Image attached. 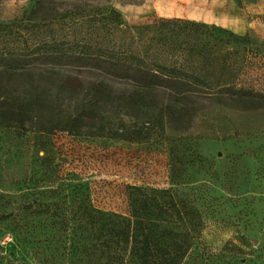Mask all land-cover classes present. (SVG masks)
Listing matches in <instances>:
<instances>
[{"label": "rangeland", "instance_id": "374dc122", "mask_svg": "<svg viewBox=\"0 0 264 264\" xmlns=\"http://www.w3.org/2000/svg\"><path fill=\"white\" fill-rule=\"evenodd\" d=\"M38 1L0 0V27L19 23ZM108 6L128 24L163 17L214 26L206 40L222 46L225 60L211 70L264 95V0H110ZM7 32L0 29V51L19 44ZM229 32L251 41L233 42ZM247 56L251 65L239 69ZM4 68L0 97L31 88L29 71L46 90L59 78L85 90L99 83L130 87L91 69ZM158 95L146 115L110 108L94 126L48 129L0 119V264H66L60 223L75 224L85 203L130 214L135 188L167 190L182 204L179 222L211 264H264V105L245 107L228 92ZM169 108L176 122H169Z\"/></svg>", "mask_w": 264, "mask_h": 264}, {"label": "trees", "instance_id": "16d2710c", "mask_svg": "<svg viewBox=\"0 0 264 264\" xmlns=\"http://www.w3.org/2000/svg\"><path fill=\"white\" fill-rule=\"evenodd\" d=\"M108 2L39 0L19 23L0 27L19 42L0 51V66L19 73L37 65L53 70L91 69L130 87L119 90L99 83L85 90L59 78L46 90L36 85L29 71L31 88L0 97L2 121L48 129L82 121L94 126L104 123L110 108L123 107L132 117L146 115L158 105L162 92L182 98L228 92L245 107L264 105L258 102L264 95L234 79L223 80L216 76L219 71L211 70L225 60L222 46L209 47L206 40L214 36V26L163 17L128 24ZM229 33L233 42L251 41ZM243 62L239 69L251 65V58ZM169 109V122H176V111ZM168 194L167 190L135 188L130 214L91 203L80 205L74 213L75 224L67 219L58 226L65 235L61 245L66 264H211L210 255L197 251L192 231L179 222L182 204Z\"/></svg>", "mask_w": 264, "mask_h": 264}]
</instances>
